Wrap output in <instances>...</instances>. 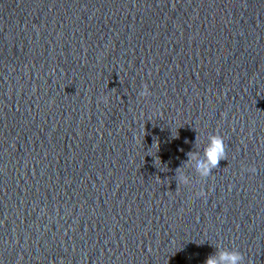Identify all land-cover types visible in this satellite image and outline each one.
I'll return each instance as SVG.
<instances>
[{"label": "water", "instance_id": "95a60500", "mask_svg": "<svg viewBox=\"0 0 264 264\" xmlns=\"http://www.w3.org/2000/svg\"><path fill=\"white\" fill-rule=\"evenodd\" d=\"M230 250L264 264V0H0V264Z\"/></svg>", "mask_w": 264, "mask_h": 264}, {"label": "clouds", "instance_id": "9594fccd", "mask_svg": "<svg viewBox=\"0 0 264 264\" xmlns=\"http://www.w3.org/2000/svg\"><path fill=\"white\" fill-rule=\"evenodd\" d=\"M141 96H148L150 92L147 84L140 93ZM206 161L198 163L197 167L202 176L208 177L212 173V169L219 166V162L226 157V145L224 137L215 135L212 138L210 146L205 150ZM255 171V168L251 169ZM198 195H204L201 190ZM244 255L238 250H230L220 254V260L217 261L213 257H208L205 264H243Z\"/></svg>", "mask_w": 264, "mask_h": 264}]
</instances>
